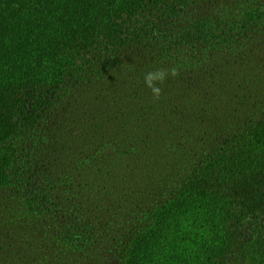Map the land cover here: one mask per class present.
I'll return each instance as SVG.
<instances>
[{
    "label": "trees",
    "instance_id": "1",
    "mask_svg": "<svg viewBox=\"0 0 264 264\" xmlns=\"http://www.w3.org/2000/svg\"><path fill=\"white\" fill-rule=\"evenodd\" d=\"M0 208V264H227L264 211V0H0Z\"/></svg>",
    "mask_w": 264,
    "mask_h": 264
},
{
    "label": "rangeland",
    "instance_id": "2",
    "mask_svg": "<svg viewBox=\"0 0 264 264\" xmlns=\"http://www.w3.org/2000/svg\"><path fill=\"white\" fill-rule=\"evenodd\" d=\"M246 1L247 0H232L235 10L238 9L241 6V4ZM217 2L219 3V1ZM218 3L216 6H214L212 11L216 12L217 7L219 5L220 6L224 5V4H220V3L218 4ZM221 7L222 9H225V10L228 9V6L226 5L221 6ZM198 11H199V4L189 9L187 13L185 14L186 18H184L183 20H190L194 18L199 13ZM147 20L154 21V23L156 24L155 29H157L158 32H160V29H164L166 30V32L171 31V30H168L170 29L168 21L160 20V18H157V15L149 16ZM58 25H60V22L56 20L55 22H52L49 26L53 28V27H57ZM41 26H44V25H41ZM159 35L163 36L165 34L160 32ZM190 55L193 56L195 54L190 52ZM195 57H193V59ZM156 62H160V61L156 60ZM3 222L6 225H8L10 223V220L4 219ZM242 232H243V236L241 239L242 247L231 251L227 255V258H226L227 264H264V211L259 212L257 214H253L245 218L242 224ZM41 242H43V238L32 239V238L26 237L22 245H25L30 250L32 248H35V250H37V249H40L39 246ZM193 243H194L193 245L196 246L195 242ZM12 248H13V245L10 246V251L12 250ZM12 251H14V249ZM37 254H38V251H35L33 253L31 252V255L33 258H36ZM97 254H98L97 257L99 258L101 257V255L104 254L103 251L101 250V247ZM12 258H13V255H12ZM193 261H195V259L189 260L187 264H193ZM16 263L20 264L19 259L17 257L13 259L10 258V259L5 260L4 262H1V264H16ZM101 264H104V263L101 261Z\"/></svg>",
    "mask_w": 264,
    "mask_h": 264
},
{
    "label": "clouds",
    "instance_id": "3",
    "mask_svg": "<svg viewBox=\"0 0 264 264\" xmlns=\"http://www.w3.org/2000/svg\"><path fill=\"white\" fill-rule=\"evenodd\" d=\"M179 75L178 67L173 66L170 69H157L148 72L144 76V85L152 94L153 99L158 100L162 95L160 85L164 84L169 77L175 78Z\"/></svg>",
    "mask_w": 264,
    "mask_h": 264
}]
</instances>
